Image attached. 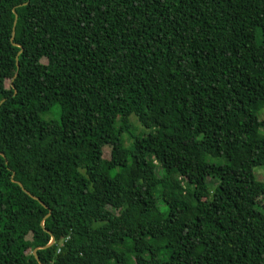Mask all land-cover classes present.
<instances>
[{"label": "trees", "instance_id": "obj_1", "mask_svg": "<svg viewBox=\"0 0 264 264\" xmlns=\"http://www.w3.org/2000/svg\"><path fill=\"white\" fill-rule=\"evenodd\" d=\"M2 98L0 264H264V0H0Z\"/></svg>", "mask_w": 264, "mask_h": 264}, {"label": "water", "instance_id": "obj_2", "mask_svg": "<svg viewBox=\"0 0 264 264\" xmlns=\"http://www.w3.org/2000/svg\"><path fill=\"white\" fill-rule=\"evenodd\" d=\"M22 4H26V2L21 3L20 5H22ZM13 13H14V20H13V26H12L11 35H10V41H11V43H12L13 45L19 46V50L17 51V53H16V55H15V66H16V70H15L13 76L11 77V79H10V81H9V86H10L11 88H13V94H15V89H14V85H13V82H12V81H13V79H14V78L16 77V75H17L18 66H19V65H18L17 56H18V54L21 52L22 48H21L20 45H18L17 43H15V42L12 40V39H13V36H14V24H15V19H16V17H17V15H16L14 9H13ZM3 101H4V98H2V99L0 100V104H1ZM0 155L3 156V153L0 152ZM11 180H12L13 182H15V183H16V184L22 189L23 192H25L27 195H29L30 197H32V198H34L35 200H37V201H38V202H39L44 208H46V205H45L42 201H40L38 197L32 195L29 191H27V190L22 186V184H21L19 181L14 180L13 178H11ZM49 213H50V210L47 211V213L44 215L43 219L46 218V217L49 215ZM40 225L42 226V228H43L45 231H47V229L43 227V220L40 221ZM47 232H49V231H47ZM53 242H54V237H53L52 235H50V239H49V241H48L45 245H43V246H41V247H48V246H50ZM35 250H36V248L33 249V255H34L35 259L38 261V263H39V264H42V263L39 261L37 255H36V253H35Z\"/></svg>", "mask_w": 264, "mask_h": 264}, {"label": "rangeland", "instance_id": "obj_3", "mask_svg": "<svg viewBox=\"0 0 264 264\" xmlns=\"http://www.w3.org/2000/svg\"><path fill=\"white\" fill-rule=\"evenodd\" d=\"M264 115V110H262L260 112V115H259V118H261L262 116ZM42 117L43 118H52V119H55L58 117V110L57 109H53V110H50L48 112H45L42 114ZM131 122L133 123L134 125V128H135V131H140L141 130V126L137 123V121L135 120L134 117H131ZM262 131V130H261ZM109 154V151L107 150L106 153L104 155H107ZM254 174H255V177L259 180H263L264 179V165H259L257 166L255 169H254ZM254 206L258 209H263L264 207V196L258 198L256 201H255V204Z\"/></svg>", "mask_w": 264, "mask_h": 264}]
</instances>
